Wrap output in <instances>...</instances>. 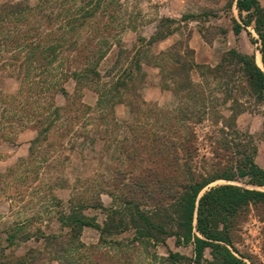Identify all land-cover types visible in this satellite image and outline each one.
<instances>
[{
    "label": "trees",
    "instance_id": "obj_1",
    "mask_svg": "<svg viewBox=\"0 0 264 264\" xmlns=\"http://www.w3.org/2000/svg\"><path fill=\"white\" fill-rule=\"evenodd\" d=\"M102 1L0 3V71L6 70L18 79L17 93L22 99L12 95L10 104L6 99L9 93L0 89V137L16 126L15 120L19 123L29 118L35 128L32 147L46 140L62 113L84 108L74 97L59 106L52 93L59 91L67 96L63 83L72 79L79 98L83 84L100 79L97 64L107 50L104 44L109 36L108 28L101 27L105 21L99 30L94 29L95 21L104 15ZM234 5L239 12H246L242 24L251 23L257 35L262 68L253 53L235 47L225 50L213 65L194 62L193 50L187 43H175L153 54L152 65L159 68L161 83L171 91L176 103L170 116L159 112L166 122L156 128L146 124L132 127L135 133L127 142L126 152L130 166L137 164L139 170L129 173V181L123 183L124 190L118 196L114 195V203L105 207L99 200L69 202L67 213H59L60 231L56 233H45L40 227L25 230V222L8 225L3 231L4 247L33 237L42 240L43 249L59 264H137L128 246L155 245L173 236L176 244H190L192 254L169 250L159 264H248L232 252L234 229L249 203H264V191L231 181L244 178L250 185L264 186V167L254 160L256 147L251 136L239 131L235 124L236 116L248 108V103L264 104V7L258 0H234ZM232 21V31L237 34L242 24ZM82 30L88 33L81 41ZM158 31L148 43L164 36ZM193 69L199 76L197 81L191 78ZM142 78L141 63L136 62L112 84L119 94L115 102H125L131 113L139 103H145L136 85ZM126 94L131 99H126ZM16 101L20 105L16 106ZM30 104L33 110L28 113L26 107ZM70 106L73 107L68 109ZM158 116L154 112V117ZM203 120L222 134L211 149L210 171L198 169L193 161L196 147L192 125ZM217 179L224 182L201 191ZM87 207L104 211L101 223L84 213ZM84 226L97 231L95 243L86 244L80 239ZM126 230L132 231L130 238L112 237ZM205 249L209 257L204 256ZM14 264H32V258L27 254L18 256Z\"/></svg>",
    "mask_w": 264,
    "mask_h": 264
},
{
    "label": "rangeland",
    "instance_id": "obj_2",
    "mask_svg": "<svg viewBox=\"0 0 264 264\" xmlns=\"http://www.w3.org/2000/svg\"><path fill=\"white\" fill-rule=\"evenodd\" d=\"M4 1L0 0V3ZM258 1L264 7V0ZM102 3L104 15L94 17L98 18L94 29L98 27L99 30V25L105 21L101 27L108 28L109 36L104 44L107 50L97 64L100 79L83 84L79 98L75 95L72 79L63 83L67 96L59 91L52 93L54 103L59 106L74 97L84 104V108L73 111L70 106L66 113L62 111L60 124L58 122L57 127L49 131L46 140L32 147L30 142L35 136V128L29 118L19 123L15 120L16 126L0 137V246L3 248L0 264H14L16 257L25 254L32 258V264H59L43 249L41 239L30 237L4 247V229L25 222V230L34 231L40 227L45 233L59 232L57 218L59 213H67L69 202L99 200L109 207L115 201L114 195L118 196L124 190L123 183L129 181V173H137L139 166H130L126 152L127 142L135 133L132 127L141 128L146 124L156 128L160 122H166L159 112L165 111L170 116L176 103L171 91L161 83L159 68L152 65L153 54L175 43H187L193 50L194 62L213 65L231 47L253 53L254 57L259 52L252 24H242L241 18L246 12H239L234 0H103ZM163 18L171 21H163ZM233 19L242 24L237 34L232 31ZM157 30L164 36L148 43ZM87 33L82 30L81 41ZM136 62L141 63L143 71L142 80H137V91L145 103H139V108H134L131 113L125 102H115L119 94L112 84L125 68ZM191 78L199 80L195 69L191 71ZM0 89L9 93L6 99L10 104L12 95L22 100L17 93L18 79L6 70L0 71ZM125 97L131 99L132 96L126 94ZM19 101L16 106L20 105ZM134 101L139 100L135 98ZM33 104L26 107L28 113L33 110ZM145 107L148 110H144ZM247 107L236 116V128L251 136L256 147L254 160L264 167V104L251 102ZM154 112L159 115L158 119ZM192 126L196 147L194 165L210 171L211 149L214 140L222 134L213 131L207 120ZM222 182L223 179L214 180L201 191ZM231 182L264 191V186L250 185L244 178ZM84 213L94 216L99 223L105 216L100 208L87 207ZM234 231L232 252L248 264H264V203H249ZM131 236L132 231L126 230L112 237L126 240ZM97 237L94 228L84 226L81 229L80 239L84 243H95ZM174 241L173 236H168L164 242L155 245L137 244L139 247L128 246L127 249L128 252L132 250L137 264H159L169 250L186 256L192 254L190 244ZM204 256L209 257L208 249Z\"/></svg>",
    "mask_w": 264,
    "mask_h": 264
},
{
    "label": "bare ground",
    "instance_id": "obj_3",
    "mask_svg": "<svg viewBox=\"0 0 264 264\" xmlns=\"http://www.w3.org/2000/svg\"><path fill=\"white\" fill-rule=\"evenodd\" d=\"M255 61L257 65H259L260 67L262 66L259 52L255 53Z\"/></svg>",
    "mask_w": 264,
    "mask_h": 264
}]
</instances>
